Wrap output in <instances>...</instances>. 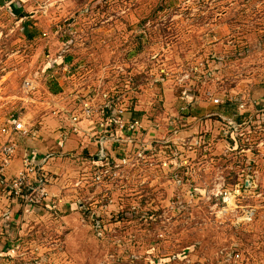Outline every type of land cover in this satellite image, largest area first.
I'll return each mask as SVG.
<instances>
[{"label": "rangeland", "instance_id": "obj_1", "mask_svg": "<svg viewBox=\"0 0 264 264\" xmlns=\"http://www.w3.org/2000/svg\"><path fill=\"white\" fill-rule=\"evenodd\" d=\"M27 77L38 84L30 97L21 89ZM97 88L164 124L165 112L190 105L184 111L198 115L201 125L192 119L174 121L172 130L163 125L158 132L169 133V142L151 143L144 131L152 149L135 165L116 167L111 154L109 164L96 161V147L68 153L70 172L53 176L68 187L75 208L56 209L47 221L28 216L26 225L15 224L16 237L23 227L39 241L58 240L62 264H221L218 252L228 247L264 264V0L0 6V130L18 117L27 125L52 122L54 95L64 108L52 116L67 127V109L78 110L79 99ZM231 110L242 117L234 147L224 133V111ZM212 111L221 113L207 115ZM175 129L189 132L194 143L173 136ZM6 190L0 184V205L13 204ZM251 207L255 215L245 221Z\"/></svg>", "mask_w": 264, "mask_h": 264}, {"label": "built area", "instance_id": "obj_2", "mask_svg": "<svg viewBox=\"0 0 264 264\" xmlns=\"http://www.w3.org/2000/svg\"><path fill=\"white\" fill-rule=\"evenodd\" d=\"M21 89L25 97H30L38 92V84L33 78L27 77L24 79ZM100 98L103 99L101 103ZM58 99V96H52L55 104L52 110L54 116L59 114L60 108L62 109L59 103H56L59 101ZM214 102L218 103L219 99L216 98ZM189 106H182V109L189 110ZM245 106L246 104L242 103L239 105V109L245 108ZM251 106L253 107L252 103ZM67 112V127L65 126V129L64 126L60 127L61 136L65 138L70 131L86 136L88 142L97 148L93 155L94 159L96 161H101L103 158L104 160L108 159L106 164H109L108 154H111L112 162H116V167L122 164L135 165L147 158L146 153L152 147H148L145 132L151 143L169 142L170 140L167 139L169 133L162 136L158 135V130L167 124L161 121H148L145 117L150 125L148 129H153L152 132L148 131L143 125L144 117H133L129 108L123 104H118L115 99L109 97L107 92L98 90V88L94 93H88L79 99L78 110L67 109ZM225 119L229 124L228 130H224L225 134L228 133L230 136L243 135L240 131L242 123L239 120L230 117ZM37 134L38 129L34 125H27L23 117L11 119L10 123L5 124L0 130V184H5L7 189L5 193L15 201L18 208L14 212L12 205L9 204L6 210L1 212L4 217V231L1 232L0 240V264H15L16 260L25 264H27V260H29L28 264H62L56 257L58 250H62L58 240L52 239V237H44L39 241L33 236L31 237L32 228L26 233L19 232V237H16L13 230L20 222L26 223L24 218L27 216H44L50 213L52 215L53 211L58 209L56 202L52 201V195L49 191L52 178L45 169L46 155L38 152H24L21 170L12 178L6 179L7 168L18 150L17 137H34ZM179 134L180 131L176 129L173 131V136ZM247 140L249 139L247 138ZM260 144L262 145L263 142ZM130 145L133 146L134 151L133 155L128 156L126 148ZM150 165H153L152 161H150ZM108 173L109 170H104V181L110 176ZM100 175L101 173L98 174L99 178ZM248 182L250 181H246L247 186L250 185ZM18 214L20 215L17 216ZM254 215L255 208L251 207L243 212V219L250 221ZM20 217H23V220ZM44 241L49 244L45 246ZM218 258L221 259V264H253L249 255L229 247L220 250Z\"/></svg>", "mask_w": 264, "mask_h": 264}, {"label": "crops", "instance_id": "obj_3", "mask_svg": "<svg viewBox=\"0 0 264 264\" xmlns=\"http://www.w3.org/2000/svg\"><path fill=\"white\" fill-rule=\"evenodd\" d=\"M14 1H17V0H0V6L7 5V4L14 2ZM56 103H59L60 107H63L60 101H57ZM59 110H61V108ZM180 110H182V111H180ZM218 113H221V112L212 111V112H209L207 115H214V114H218ZM224 114L229 115L230 118L231 117L235 118V116H236V114L232 110H231V112L224 111ZM55 116H58V115H55ZM50 117L53 119L52 122L42 121L39 124L36 123V125H34V127L38 129L37 136H34V137H32V136H26V137L18 136L17 137V139H18L17 142L19 141L18 150H17L16 156L14 157L12 163L7 168L6 179L12 178L14 175H16L21 170V168H22V156H23L24 152H29V153L38 152L40 154L46 155L47 156V162L45 165V169L47 170L50 177L52 178L51 183L49 185V191L52 195V201L56 202L57 207L60 211H65V210H68L71 208H75L76 203L73 201L74 196H72V197L67 196L68 187H66L62 181H60L58 183L57 180H61V178L57 177L56 179H54L53 174H60V176H61V175L67 173L65 171L70 172L71 167H69V166L65 167V162L66 163H68V162L64 161V160L68 159L65 157L68 155V153L70 154L71 157H73V156H76L77 154L80 153L81 148H87L88 150H90V149L92 150V148L94 149L96 146L94 144H90L89 142H87V143L84 142L81 138H79L77 135L75 136V134L71 133V132L67 133L66 137L63 138L60 134V132H61V130H60L61 126L60 125L65 126V124L59 123L57 118L53 117L52 115ZM67 117H68V115L65 118L66 122H67ZM137 117H139V118L144 117L143 125L146 127V129H148L150 127L148 121H152L153 119L147 117L146 115L137 116ZM145 117L147 118L148 121L145 120L146 119ZM165 119H166L165 124H167L168 126L164 125V127L165 128L167 127L166 129H170V130H172V128L174 129V123H175L174 121L190 122V119H192V120L198 121L197 126L201 125V122H200L198 115H193V114H190L188 112H185L182 109V107L178 111L170 110V111L165 112ZM241 119H242V117H240V119L237 118V120H239V121H241ZM153 121L158 122L160 120H153ZM167 121L170 122V124L167 123ZM66 125H67V123H66ZM148 131L152 132L153 129H148ZM70 134H72V135H70ZM180 134L182 136H184V137H182V136L181 137L186 140L187 144L188 143H194L195 137L193 135H191V134L185 135V134H189V132H187V131L185 133L181 132ZM158 135L161 136L159 132H158ZM165 135H167V134H165ZM81 143L83 144L82 147H81ZM188 148L192 149L191 146ZM70 149L71 150H77V153L75 154L73 152H70ZM86 151L87 150H85V152ZM66 168H67V170H65ZM73 171H75V170H72V172ZM6 195L7 194L5 193L4 197ZM57 200H59L58 203H57ZM11 202L14 203L15 201H13L11 199ZM9 204L12 205L13 210H15L17 208V204H12V203L8 202V203H5V205H0V213L5 211ZM50 216H51V213H50V215L46 214L44 216H39V220H46L47 221L50 218ZM70 216H71L70 214L64 215L61 217L65 218V219H62V218L61 219L67 220L68 218H70ZM0 220H2L1 224H3L4 217L1 218ZM23 225H26V224L24 223V224H22V226ZM14 228L19 230L18 226H15ZM24 231L25 230L22 227V232H24Z\"/></svg>", "mask_w": 264, "mask_h": 264}, {"label": "trees", "instance_id": "obj_4", "mask_svg": "<svg viewBox=\"0 0 264 264\" xmlns=\"http://www.w3.org/2000/svg\"><path fill=\"white\" fill-rule=\"evenodd\" d=\"M146 21V20H145ZM145 21L142 22L145 23ZM59 83L57 81H55V85L57 86ZM130 111L132 112V116L133 117H137L138 115L140 114H137L133 109L132 107L130 106ZM230 141H231V144H232V147L236 146V142H237V138L234 137L233 135L230 136Z\"/></svg>", "mask_w": 264, "mask_h": 264}]
</instances>
